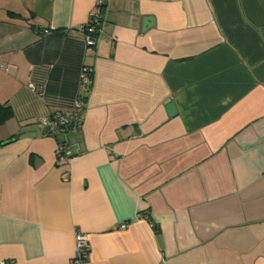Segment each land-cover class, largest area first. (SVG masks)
I'll return each mask as SVG.
<instances>
[{
	"label": "crops",
	"instance_id": "0c3cea01",
	"mask_svg": "<svg viewBox=\"0 0 264 264\" xmlns=\"http://www.w3.org/2000/svg\"><path fill=\"white\" fill-rule=\"evenodd\" d=\"M0 104V263L264 264V0H0Z\"/></svg>",
	"mask_w": 264,
	"mask_h": 264
},
{
	"label": "built area",
	"instance_id": "2783aa9c",
	"mask_svg": "<svg viewBox=\"0 0 264 264\" xmlns=\"http://www.w3.org/2000/svg\"><path fill=\"white\" fill-rule=\"evenodd\" d=\"M99 16L97 14L93 15L91 23L88 24V34L86 36V42L88 47H95L97 45L98 38L95 36L97 30H95L96 26L99 25ZM94 69L87 68L83 71L81 75V91L83 93H88L93 83ZM30 87L32 89H36L37 87L31 83ZM39 92H44V87L39 86ZM84 97V96H83ZM81 97L79 98L73 105L74 110L70 113L65 112H56L54 114L49 115L48 117L42 120V126L51 134H56L61 130H79L83 127L84 117L83 113L86 109L87 103L85 99ZM57 157L66 162L70 161L71 151L69 148L63 144H60L56 150ZM91 250L90 238L88 234L78 233L77 234V253L75 257V264H80L89 257ZM9 261H3L0 264H10Z\"/></svg>",
	"mask_w": 264,
	"mask_h": 264
},
{
	"label": "trees",
	"instance_id": "16d2710c",
	"mask_svg": "<svg viewBox=\"0 0 264 264\" xmlns=\"http://www.w3.org/2000/svg\"><path fill=\"white\" fill-rule=\"evenodd\" d=\"M90 23H91V21H90ZM91 25H93V22L91 23ZM99 27H100V25H97L95 30H99ZM96 35L97 34H95V36ZM9 110H11L10 107L7 108L4 106H1V104H0V120H2V119L5 120L6 118L9 117V113H8Z\"/></svg>",
	"mask_w": 264,
	"mask_h": 264
},
{
	"label": "water",
	"instance_id": "95a60500",
	"mask_svg": "<svg viewBox=\"0 0 264 264\" xmlns=\"http://www.w3.org/2000/svg\"><path fill=\"white\" fill-rule=\"evenodd\" d=\"M172 104V103H171ZM173 105V104H172ZM174 106H172V108H173ZM174 109V108H173Z\"/></svg>",
	"mask_w": 264,
	"mask_h": 264
}]
</instances>
